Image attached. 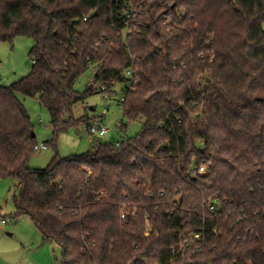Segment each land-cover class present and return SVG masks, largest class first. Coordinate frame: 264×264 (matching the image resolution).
<instances>
[{
	"label": "trees",
	"instance_id": "1",
	"mask_svg": "<svg viewBox=\"0 0 264 264\" xmlns=\"http://www.w3.org/2000/svg\"><path fill=\"white\" fill-rule=\"evenodd\" d=\"M18 37L33 70L0 86V178L61 264H264V0H0V43ZM91 69L105 96L130 84L120 105L140 133L31 169L20 97L49 112L56 145L96 93L76 91Z\"/></svg>",
	"mask_w": 264,
	"mask_h": 264
},
{
	"label": "rangeland",
	"instance_id": "2",
	"mask_svg": "<svg viewBox=\"0 0 264 264\" xmlns=\"http://www.w3.org/2000/svg\"><path fill=\"white\" fill-rule=\"evenodd\" d=\"M126 35L127 33L124 32L123 37L125 38ZM34 44L32 39L26 37H18L13 43H0V86L9 87L31 74L33 61L30 59V52ZM94 74V69H91L80 78L76 85V91L84 93L92 85ZM129 86L130 84L116 85L114 90L117 94L108 99L99 92V86L94 87L96 93L73 108L74 119L80 122L68 131L62 132L57 138L56 145L53 142L55 135L49 112L38 100L20 97L31 117L36 144L48 146L47 151L34 152L30 161V168L36 170L48 168L57 153L62 158H69L94 152L96 139L118 143L137 136L142 129L143 122H129L125 119L123 107L120 105L122 90ZM88 122L89 125L97 124L109 130V133L102 138L91 136L88 130L89 125H86ZM123 124L127 126V130L122 127ZM16 186L17 181L15 179L0 178V264H14L11 256L7 255L12 249V244L21 246L24 243L29 244L38 238H42L31 219L27 217L17 219L15 217V196L19 194ZM24 245L27 249L36 250L27 247L26 244ZM52 248L56 259L53 264H61V247L54 245Z\"/></svg>",
	"mask_w": 264,
	"mask_h": 264
},
{
	"label": "crops",
	"instance_id": "3",
	"mask_svg": "<svg viewBox=\"0 0 264 264\" xmlns=\"http://www.w3.org/2000/svg\"><path fill=\"white\" fill-rule=\"evenodd\" d=\"M12 236V235H11ZM25 242V241H21ZM43 238H38L32 243H24L27 247L35 248L27 249L24 244H12V249L9 250L7 255L11 256V260L14 264H53L55 259V253L53 252L54 245H43ZM34 246V247H33Z\"/></svg>",
	"mask_w": 264,
	"mask_h": 264
},
{
	"label": "built area",
	"instance_id": "4",
	"mask_svg": "<svg viewBox=\"0 0 264 264\" xmlns=\"http://www.w3.org/2000/svg\"><path fill=\"white\" fill-rule=\"evenodd\" d=\"M116 4H120V3H131L133 0H113ZM124 14L126 16L125 18V23H126V29H125V32L126 33H131L132 31L135 30V27H132L135 25L136 21H137V18H138V14H137V11L135 9L132 8L131 12L130 11H127V10H124ZM88 18H85L84 21H87ZM127 76L130 77L132 76V71L129 70L127 72ZM103 90H105V88H103ZM109 96L106 95V99H108ZM88 130L91 134V136L93 137H96V136H99V137H105L108 133H109V130L105 129V128H102L100 126H98L97 124H92V125H89L88 126ZM48 150V146L46 145H42V146H39V145H36L35 146V151H47ZM207 173V169L205 166H202L200 168H196L192 171V174L194 176H198V175H205ZM218 210V206L217 205H211L210 206V211L211 212H215ZM123 219L126 218V215L123 214L122 216ZM2 224H5V222H2ZM195 239H200V236L199 235H196L195 236ZM189 243L187 242L186 243V247H188Z\"/></svg>",
	"mask_w": 264,
	"mask_h": 264
},
{
	"label": "water",
	"instance_id": "5",
	"mask_svg": "<svg viewBox=\"0 0 264 264\" xmlns=\"http://www.w3.org/2000/svg\"><path fill=\"white\" fill-rule=\"evenodd\" d=\"M89 90H90V92H93L94 91V86L93 85H90L89 86ZM33 137H36L35 134H33Z\"/></svg>",
	"mask_w": 264,
	"mask_h": 264
}]
</instances>
